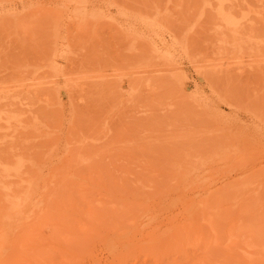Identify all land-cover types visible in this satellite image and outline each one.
Returning a JSON list of instances; mask_svg holds the SVG:
<instances>
[{"label": "rangeland", "instance_id": "1", "mask_svg": "<svg viewBox=\"0 0 264 264\" xmlns=\"http://www.w3.org/2000/svg\"><path fill=\"white\" fill-rule=\"evenodd\" d=\"M17 199L0 264H264V0H0Z\"/></svg>", "mask_w": 264, "mask_h": 264}, {"label": "bare ground", "instance_id": "2", "mask_svg": "<svg viewBox=\"0 0 264 264\" xmlns=\"http://www.w3.org/2000/svg\"><path fill=\"white\" fill-rule=\"evenodd\" d=\"M229 1V0H228ZM217 2H219V1H217ZM83 3V2H82ZM231 3H232V1H231ZM217 4V3H216ZM220 5H219V7L217 8V9H219V12L220 13H222L223 12V9L222 8H224V6L222 5V2H220L219 3ZM78 5H80L81 6V2H80V4L78 3ZM223 6V7H222ZM82 7V6H81ZM84 7V6H83ZM85 8V7H84ZM216 8V7H215ZM86 9V8H85ZM226 10V9H225ZM232 10V9H231ZM230 11V10H229ZM220 13H219V15H220ZM260 13V14H259ZM261 13L262 12H258V13H256L258 16H260L261 15ZM225 13H223V15H224ZM226 15V14H225ZM225 15L223 16V17H225ZM231 16H232V14H231ZM230 17V16H229ZM229 17H227V18H223V21L225 20V23H226V26L227 27H230V28H235L237 25V23H234V22H232L233 21V19H232V21H230V19H229ZM233 17V16H232ZM261 17V16H260ZM259 17V18H260ZM129 25V24H128ZM132 26V25H131ZM235 30V29H234ZM240 68V67H239ZM217 70V69H216ZM218 71V70H217ZM33 89V88H32ZM36 89V88H35ZM39 89V88H38ZM37 89V90H38ZM36 91V90H35ZM7 125V124H6ZM188 170V169H187ZM191 170V169H190ZM190 172V171H189ZM187 173H188V171H187ZM189 174H191V173H189ZM189 174H186V175H189ZM25 201H26V199H17L16 201H13L12 203H10L9 204V206H8V210L6 209L5 211V213H0V240L1 241H3V243L5 244L6 243V234H7V231H9L10 229H12V231H14L13 230V228H11V223H12V221L14 220V217L19 213V212H21L22 211V205L25 203ZM192 203V202H191ZM16 229V228H15ZM2 243H0V245H1ZM7 249H9V246H0V256H2V255H4V254H6V252H7ZM5 258V257H4ZM1 262V261H0Z\"/></svg>", "mask_w": 264, "mask_h": 264}]
</instances>
